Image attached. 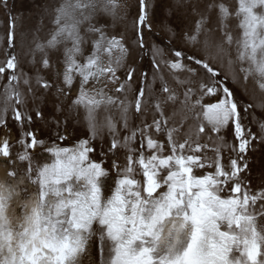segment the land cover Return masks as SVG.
<instances>
[{
  "label": "snow or ice",
  "instance_id": "snow-or-ice-1",
  "mask_svg": "<svg viewBox=\"0 0 264 264\" xmlns=\"http://www.w3.org/2000/svg\"><path fill=\"white\" fill-rule=\"evenodd\" d=\"M33 3L18 40L0 0V264H264V0Z\"/></svg>",
  "mask_w": 264,
  "mask_h": 264
},
{
  "label": "rangeland",
  "instance_id": "rangeland-1",
  "mask_svg": "<svg viewBox=\"0 0 264 264\" xmlns=\"http://www.w3.org/2000/svg\"><path fill=\"white\" fill-rule=\"evenodd\" d=\"M36 10V5L33 3V0H15V7L11 13L12 16L21 17L16 21V33L17 39L19 40L22 29L26 28L30 23V17L33 12ZM134 11V10H133ZM8 15L3 8H0V59L3 58V52L6 48V38L8 32ZM132 17L128 19V32L127 35L131 37L132 35ZM147 38V37H146ZM227 71V69H225ZM252 99L254 103H260L264 101V94H261L257 90H252ZM2 135V132H0ZM69 145L73 141L67 142ZM4 169L0 167V177H3ZM98 260V252H96L95 257ZM84 264H89L88 257L84 258Z\"/></svg>",
  "mask_w": 264,
  "mask_h": 264
}]
</instances>
